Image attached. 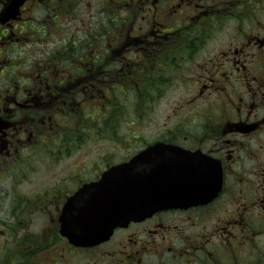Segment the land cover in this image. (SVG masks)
<instances>
[{
    "label": "flooded vegetation",
    "instance_id": "af4514ba",
    "mask_svg": "<svg viewBox=\"0 0 264 264\" xmlns=\"http://www.w3.org/2000/svg\"><path fill=\"white\" fill-rule=\"evenodd\" d=\"M8 4L0 0V264H264V0H97L92 14L86 0ZM29 51L40 56L28 61ZM176 56L197 69L180 77L181 123L119 160L108 146L121 127L102 119L119 89L136 97L143 82V101L160 93ZM155 144L178 151L179 194L196 198L73 245L61 229L91 208L81 189Z\"/></svg>",
    "mask_w": 264,
    "mask_h": 264
},
{
    "label": "rangeland",
    "instance_id": "374dc122",
    "mask_svg": "<svg viewBox=\"0 0 264 264\" xmlns=\"http://www.w3.org/2000/svg\"><path fill=\"white\" fill-rule=\"evenodd\" d=\"M97 0H86L87 3V14H92L96 11L98 4H96ZM84 8L79 7L75 10V13L79 14L78 9L80 10V14L83 13ZM85 15H80V17H84ZM225 30L217 33L215 37L210 41L212 46L218 45L222 40H224ZM44 50H40L42 53H46L52 44H45ZM27 48V47H26ZM40 48L39 44L34 46V49ZM47 48V49H46ZM40 56L39 53H32L29 51L24 54V58L29 61H35ZM42 56V54H41ZM201 58V54L199 58H194V64H196V60ZM172 66L166 67L165 70L162 71L163 79L168 77V82L162 79L160 85V93L161 97H157L153 93L152 97H147L146 101L137 100L135 95H133L130 87H124L125 93H122L119 89V101H114L112 104V109L110 110V119L103 118V124L108 123L111 119H117V125L119 128L118 142L114 143V145H110L108 147L114 149L118 146V159L125 158L126 155H129L135 148L139 146L140 142L148 141L149 139L154 138L157 132L165 131L168 128H173L177 124L181 123L182 120V111L179 113L178 106L176 105L179 101V97H182L186 94L185 86L182 85L180 81V77L195 72L196 70H189V63L180 60L179 56H176V59H172ZM177 62V63H175ZM182 63V64H181ZM185 67L182 71L173 70L176 66ZM23 68H27L28 64L24 63L22 65ZM187 67V68H186ZM181 71V72H180ZM179 78L177 79V77ZM192 76V74H190ZM177 79V80H176ZM158 84L154 85L153 90L157 88ZM188 86H192L191 83H188ZM187 86V87H188ZM152 90V91H153ZM191 92L193 93V86L191 87ZM182 100V99H181ZM200 98H198L192 107L190 108L188 116L192 115L193 110L199 108ZM95 111L92 109L91 113L89 108H87L86 115L91 114L92 118L89 122L93 125L95 124V116H93ZM185 127V126H184ZM103 145V144H102ZM134 147L131 150H127V147ZM104 149L106 148L103 145ZM82 160V154L80 157Z\"/></svg>",
    "mask_w": 264,
    "mask_h": 264
},
{
    "label": "water",
    "instance_id": "95a60500",
    "mask_svg": "<svg viewBox=\"0 0 264 264\" xmlns=\"http://www.w3.org/2000/svg\"><path fill=\"white\" fill-rule=\"evenodd\" d=\"M132 165H134V161L127 165L117 166L108 170L103 174L102 179L98 183H95L92 187H88L86 189L87 191L95 189L93 198L97 202H95L94 204H96L98 210L97 212H87L86 221H84L85 224L83 225L84 227L81 228V230L79 228L70 230V235H68V237L72 242L88 244L94 240L98 241L104 236H106V233H109L112 227L115 226L113 225L111 227L110 225L112 217L118 216L119 222H121V220L126 217V213H128V211H119L114 216V212L112 213V215L104 210V205H106V199H108V195H106V193H108V187H110V183H112V180L116 179V175L118 174H130V169H132ZM120 195H122V193H119V196H114V198L120 201ZM161 199L162 198L158 197V200L156 203H154V205H159ZM102 203L103 211L100 212V207H102ZM152 206L153 205H151V208Z\"/></svg>",
    "mask_w": 264,
    "mask_h": 264
},
{
    "label": "trees",
    "instance_id": "16d2710c",
    "mask_svg": "<svg viewBox=\"0 0 264 264\" xmlns=\"http://www.w3.org/2000/svg\"><path fill=\"white\" fill-rule=\"evenodd\" d=\"M144 87H145V85L143 82H141L140 84H135L134 86H132V90L138 95V96H136L137 98L140 99L141 95H139V94L142 93V91L144 90ZM93 116H95V115H93ZM91 118H92L91 114L87 115L88 122H89V120H91Z\"/></svg>",
    "mask_w": 264,
    "mask_h": 264
}]
</instances>
